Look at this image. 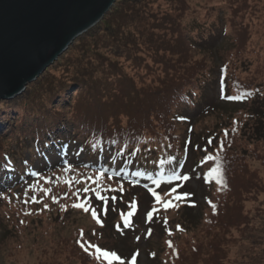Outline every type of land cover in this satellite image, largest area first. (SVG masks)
Here are the masks:
<instances>
[{
  "label": "trees",
  "instance_id": "obj_1",
  "mask_svg": "<svg viewBox=\"0 0 264 264\" xmlns=\"http://www.w3.org/2000/svg\"><path fill=\"white\" fill-rule=\"evenodd\" d=\"M147 3V0L118 1L103 20L84 35L85 40L89 37L92 39L93 48L84 56V69L90 75V80L80 82L81 86L88 88L84 99H79L80 110L83 111L71 113L69 119L72 120L64 116L58 119L53 117L52 127L51 122L47 121V110L40 105L44 110H34L37 116L43 117V126H31L34 129L24 133V139L27 137L29 141L32 140L34 151L43 159L48 153L62 156L70 145L79 147L75 155L81 154L82 159L70 162L68 158L62 157L56 162L64 164H58L56 168L84 165V168L93 172H103L105 176L135 186L153 199L150 188L160 195L171 191L172 187H177L181 193H191L190 198L173 204V207L181 205L178 220L162 218L157 213L159 208L151 219L147 215L144 241H151L155 235L164 237L168 257L162 260V264H199L202 241L207 242L206 252L211 255L205 258L203 264H228L224 258L226 239L232 237L233 232L246 233L245 240L250 241L247 247L242 246L243 260L247 264H264V253H254L258 252L254 247L264 245V205L255 217H250L244 206L248 198L264 196V182L258 179L253 166L254 163H260L264 167V81L249 83L240 75H234L239 64L244 63L248 67L243 47L248 28L243 22L232 21V27L240 31L233 35L227 20L220 22L222 31L194 20L186 25H174L177 29L171 30L166 26L172 27L174 21L165 13L160 14L161 23L151 28L148 21L153 19L154 14L151 13L152 17L148 19L150 12L144 7ZM106 39L112 42H106ZM219 40L221 43L231 40V43L218 51L221 64L216 67L214 57ZM99 43H108V51L104 53L106 48ZM131 60L134 66H129L134 71L129 73L133 74L125 72L124 64L132 63ZM107 63L109 67H102ZM140 67L147 73H157V78L139 86L138 79L148 78L140 72ZM106 73L117 77L110 81L105 77ZM111 85L117 86L112 92L115 96L119 93L116 98L118 100L106 102L99 92ZM212 85L215 97L206 104L203 98ZM32 91L30 86L27 87L19 95L21 97L17 98L18 104L21 103L20 99L29 96ZM212 115L216 116L217 123L206 130L205 134H196L194 124L197 120ZM62 118L65 119L62 121ZM180 125L188 126V137L183 138L179 133ZM221 142L223 151L219 150ZM218 167L219 173L214 171ZM50 170L34 171L31 174L37 173L40 176ZM188 172H192L188 180L196 178L205 188L202 197L206 208L204 216L196 213L200 203L193 190L189 189L186 183L188 180L170 181L173 173L189 177ZM0 173L4 179L7 175L13 178V175L19 173L13 153L0 150ZM31 174L24 178L33 176ZM34 178L36 176L31 177ZM155 179L162 181L160 187L153 183ZM11 188L12 185L0 187V201L5 193L12 191ZM38 194V199L46 200L43 192ZM16 196L18 208L28 209L31 206L30 203L24 204L25 196ZM132 199L130 210L124 213L122 225L115 226L114 216L110 217L102 206L93 205L91 197L84 195L81 201L89 204L90 213L91 210L96 211L100 222L97 223L91 217L97 225L93 235L90 236L85 228L78 229L65 243L68 251L76 253L81 264H107L106 261H96L94 256L90 257L76 243L81 231L86 241L103 250L115 251L125 264H133L132 258L127 256L132 252L138 254L141 249L133 247L134 243L130 245L128 242L132 237H126L132 236L135 231L134 214L140 208L138 200ZM10 212L11 209L9 216ZM22 214L17 218H14L15 214L10 216L15 221L10 231H18ZM253 226L254 229L250 230ZM108 228H111L115 236L120 234L122 238L126 237L123 239L124 248L129 255L120 253L116 247H109L104 242V231ZM192 230L197 232L190 236ZM5 231L8 232L7 229ZM151 253L156 259L155 252ZM38 264H61V261H57L54 250L45 249ZM113 264L118 262L114 261Z\"/></svg>",
  "mask_w": 264,
  "mask_h": 264
},
{
  "label": "rangeland",
  "instance_id": "obj_2",
  "mask_svg": "<svg viewBox=\"0 0 264 264\" xmlns=\"http://www.w3.org/2000/svg\"><path fill=\"white\" fill-rule=\"evenodd\" d=\"M118 1L120 0H117L111 9L114 8ZM175 1L176 2L171 3L170 0H147L148 3L145 4L144 7L150 12L148 19H151V13L154 14L153 19L148 21V26L152 28L159 24L160 14L165 13L170 20L174 21L172 27L169 25L166 26L167 29L176 30L177 27L174 25L182 26L194 20H197L196 22L198 23L199 20L201 23H207L222 31L220 22L222 20H227L230 31L233 32V35H237L240 31L232 27L231 23L236 20L243 22L248 28L247 39L243 44V47H245V56L247 57L245 64H247L248 67L245 66L244 63L239 64L235 69L234 75H240L244 81L249 83L264 81V0ZM112 23L114 24L115 21ZM137 27L139 28V25H137ZM166 33L169 35L168 31ZM85 34L76 38L73 45H71V47L37 79L38 82L40 79L39 83L35 81L29 84L33 91L29 92V96L26 95V97L20 99V104H18L19 100H17V98L21 96L0 101V150H5L14 154L16 166L19 171V173L13 175V178L7 175L5 179L2 173H0V187L9 185L13 187L11 188L12 191L5 193L3 196L4 198L0 201V264H33L37 260L36 264H38L39 260L43 258L45 249L47 251L51 249L54 250L57 255V261H61V264H81L76 253H73L72 250L68 251L65 247V243L78 229L82 230L85 228L90 236L93 235L97 225L92 221L90 211L85 213L83 210L72 207V204L76 202V195H78L81 200L84 198V195L90 196L93 205L102 206L104 212L108 213L110 217L114 216L115 226L122 225L124 213L130 210L132 198H136L140 208L136 210L134 214L133 229H135V231L132 233V236L127 235L126 237H132L128 243L130 245L134 243L132 244L133 247L137 249L140 247L141 251L138 254L132 252L129 255V252L125 251L124 248L123 239L126 237L122 238L120 234L119 236L117 234V236H115L111 228L104 231V242L109 247H116L120 253L122 252V254L129 255L127 258L135 257L137 264H162V260L168 257L163 236L159 237V235H155L151 241H144L145 234L147 233L145 229V227H147V213L150 209L155 207L159 208L157 213H159L162 218L178 220V209L181 211V205L165 210L161 205L156 204L155 199L152 197L150 198V196L145 193H141L138 189L134 188L135 186L105 175L97 180L100 173L98 174L84 168V165L77 168H70V171H66L65 168H56L55 166L58 164H64L63 162H56L62 157L68 158L70 162H74L77 158L82 159L83 156L81 154L75 155V151L79 149L76 145H70L60 157L57 154L50 155V153H48L46 158L43 159L37 156V153L34 151L31 143L32 140L29 141L27 137L24 139V133L31 132V129H34V127L31 126H43L41 123L43 117L37 116L34 108H41L42 110L45 108L47 110L45 111L48 116L47 121L51 122L50 125L52 127H54V118L58 119V117L61 118V116H64L68 118L67 120H72L69 119L71 118V113L83 111L80 110L81 102H79V99H84V95L88 92V88L81 86L82 84H80V82H88L90 80V75L86 74L84 69V56L89 54L93 48L92 39L89 37L85 40ZM81 39H83L82 42H80ZM106 40V42L109 40V42H112L111 39ZM230 43L231 40H225L222 43L221 40H219L215 50L216 57L213 56L216 67H220L221 64L218 51L223 46H230ZM101 45L106 48V50H103L104 53L108 51V43H102ZM129 48L132 47L130 46ZM132 64L134 66L133 61L132 63L124 64L126 69L125 72L129 73L134 71L130 68ZM107 65L108 63L102 67ZM139 70L148 77L144 80L138 79L137 82L139 86H142L144 83H149L151 80L154 81L155 78H157V73H147L143 67H140ZM105 77H108L111 81V79H115L117 76L106 73ZM37 83L38 85H36ZM113 88L117 89V86L114 85L113 87V85H111L110 88L103 89L99 92L104 101L111 102L112 99L118 100L116 98L119 93L115 96L114 92H112ZM78 89L79 91H77ZM119 97L121 96L119 95ZM214 97L215 93L212 85L203 98L205 101L204 103L207 104L213 101ZM75 114L76 113H74V115ZM215 115L207 116L201 121L197 120L196 124H194V132L196 134L202 132V134H205L207 132L206 130H209L217 123ZM64 119L65 118H62V121ZM187 127L186 125H180L179 127V133L183 138L188 137ZM253 166L258 179L264 182L263 165L254 163ZM45 169L52 170L43 172V175L40 174L39 185L44 188H51L52 191L50 195L45 197L46 200H42L43 203L29 202L31 206H28V209L26 207L18 208L16 195L24 197L25 191L29 188V185L37 182V177L34 179H31L33 176L29 178L24 177H27L28 174L34 171L40 172ZM190 173L192 172L187 173L189 177L191 175ZM89 177L92 179L89 180ZM44 178L50 179L52 183H44ZM26 179L31 180L25 181ZM65 180L73 182L71 187L64 183ZM92 180H96V183H92ZM186 183L189 189L193 190L192 192L196 194V200L200 203V207L197 209L196 213L200 216H204L206 214V208L203 204L202 197L205 195V188L201 186L196 178L195 180L192 178ZM86 187L92 190L84 192L83 189ZM97 191L101 196L105 197V199L102 200V205L100 204V199L96 196ZM170 192L171 191L162 192V199L165 201L171 199L172 197L167 195V193ZM33 195H36V197L39 196L38 192L33 193L32 191H28V198L31 199ZM51 196H56L59 199V203H52ZM263 200L264 196L259 198H248L244 204L245 212L250 217H255L264 205V202H260ZM174 203L177 202L174 201ZM32 204L34 205L32 206ZM44 204L48 205L47 209L44 208ZM61 205L66 206L67 210H62ZM239 206L240 205H238V207ZM10 209V216L13 217L15 214L14 218H17L23 212L22 216L19 218L20 225L18 222V231H10V228H13V224L15 223L14 218L8 215ZM25 212H30L32 214L25 215ZM107 219L110 220L109 218ZM21 221H23V223H21ZM152 228H155V226ZM5 229H7L8 232L5 231ZM251 229H254V226L251 227L250 230ZM196 232L197 231L192 230L189 235L193 236ZM245 234L244 232H233V234H231L232 237H229V239L224 238L227 241V245L225 247L226 256L223 255L224 258L226 257V262L228 264H247L246 260H243L241 256L243 253L242 246L247 247L250 242L245 240ZM260 237L261 235L258 238ZM58 243H63L64 245L59 246ZM206 245L207 242H201L202 252L198 258L199 264H203L205 258L208 259L211 256L208 255L209 252H206ZM254 249L258 251L254 252L255 254L264 253L263 244L262 246L254 247ZM151 251L155 252L156 259L152 256ZM202 259L204 260L202 261ZM194 260H196V257ZM86 264L88 263L86 262Z\"/></svg>",
  "mask_w": 264,
  "mask_h": 264
},
{
  "label": "water",
  "instance_id": "obj_3",
  "mask_svg": "<svg viewBox=\"0 0 264 264\" xmlns=\"http://www.w3.org/2000/svg\"><path fill=\"white\" fill-rule=\"evenodd\" d=\"M117 0H0V101L23 94Z\"/></svg>",
  "mask_w": 264,
  "mask_h": 264
},
{
  "label": "snow or ice",
  "instance_id": "obj_4",
  "mask_svg": "<svg viewBox=\"0 0 264 264\" xmlns=\"http://www.w3.org/2000/svg\"><path fill=\"white\" fill-rule=\"evenodd\" d=\"M209 144H211V141H209ZM223 147H224L223 143L221 142V144L219 146V150L223 151ZM209 159H213V157H209ZM65 170L70 171V168L66 167ZM214 171L219 173L220 172L219 167L217 169H215ZM32 175L37 177V182L29 185V188L25 191V200L23 201L25 205H27L29 202H31V203H43L42 200L37 199L36 195L31 196V199L29 201V199L27 198L28 191H32L33 193L43 192L45 197H48L52 191L51 188H44V187H41L39 185L40 177L37 173H33ZM103 176H104V173L101 172L99 174V177H97V180ZM88 179L91 180L92 178L89 177ZM188 179H190V177H188L186 175H176L175 173H173L172 177H170V181L171 180H175V181L185 180V181H187ZM77 182H79V181H77ZM44 183L50 184V183H52V181L48 178H44ZM64 183L66 185H68L69 187H71L73 182L69 181V180H65ZM92 183H96V180H92ZM153 183L157 187H160L162 181L160 179H155V180H153ZM90 190H92V189H90L88 187L83 189L84 192H88ZM149 191H150L151 195L154 197L156 204L161 205L165 210L173 207L174 201H184L187 198L191 197V193L178 192L177 187H172L171 192L167 193V195H170L172 197L171 199H169L167 201L163 200L161 195L158 194V192L156 190L150 188ZM74 195H76V194H74ZM96 196L98 199H101V200L105 199V197L101 196L98 191L96 192ZM51 200H52V203H56V204L59 203V199L56 196H51ZM192 206H195V205L193 204ZM72 207L75 209L83 210L85 213H88L90 211L89 204L81 201V199L78 195H76V202L72 204ZM132 207L135 208L136 205L133 204ZM212 207L215 210L214 204L212 205ZM44 208L47 209L48 205L44 204ZM61 208H62V210H67L66 206H64V205H61ZM156 211H157V208L153 207L152 211L147 213L148 218L151 219L153 217V213H155ZM31 214L32 213H30V212H25V215H31ZM91 215H92V218L97 221V223L100 222L98 217H97V213L95 210H91ZM21 223H23V221H21ZM125 224H127V217L125 218ZM177 227H179V226H177ZM76 243L90 257L94 256V259L96 261H101V262L106 261L107 264H113V262L115 261V262H118V264H125L124 260H122L121 257L119 255H117V253L115 251L103 250L101 247L97 246L96 244H94L90 241H86L84 239V233L82 231L80 233V238L76 241ZM169 246L171 247V245H169ZM132 260H133V264H135V257H133Z\"/></svg>",
  "mask_w": 264,
  "mask_h": 264
},
{
  "label": "bare ground",
  "instance_id": "obj_5",
  "mask_svg": "<svg viewBox=\"0 0 264 264\" xmlns=\"http://www.w3.org/2000/svg\"><path fill=\"white\" fill-rule=\"evenodd\" d=\"M98 24H99V23H98ZM98 24H97V25H98ZM97 25L93 26V28H95ZM93 28H92V29H93Z\"/></svg>",
  "mask_w": 264,
  "mask_h": 264
}]
</instances>
